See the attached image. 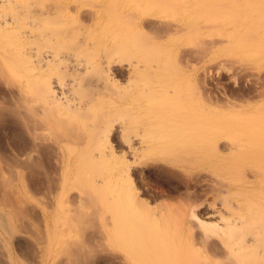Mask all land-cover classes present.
<instances>
[{"label":"rangeland","instance_id":"374dc122","mask_svg":"<svg viewBox=\"0 0 264 264\" xmlns=\"http://www.w3.org/2000/svg\"><path fill=\"white\" fill-rule=\"evenodd\" d=\"M61 1L64 25L67 20L68 27L62 36L67 40L60 44L63 47L59 44L56 47L67 51L72 48L70 51L75 52L79 46L82 49L77 44L78 38L100 25L101 22L92 21L90 14L105 2L106 17L132 13L135 18H129L126 24L128 34L136 41L128 57L134 58L135 54L144 53V49L145 53L159 54L165 60L168 79L179 76L178 105L183 98L189 99L192 114L200 118L196 126L210 125L204 135L195 134L189 142L185 141V152L188 149L191 152L188 150V158L183 153L186 160L181 158L182 162L180 159L173 165L157 161L166 155L161 157L162 152L158 151L151 154L148 151L151 147L146 149L148 152L137 151L138 155L132 158L123 145L131 133L110 134L99 144L104 157L90 167L85 163V168L82 167L85 173L78 168L80 176L73 167L83 166V161L78 165H74V160L72 163L73 152L67 148L71 146L59 138H64L63 132L57 129L55 132H61L58 137L50 131L54 135L48 133L51 136L45 140L41 135L36 137L41 125L35 134L36 122L21 108L22 96L33 91L31 80L36 78L29 60L5 64L0 58V264H166L164 255L151 254L154 239L162 233L174 234L171 230L181 234V227L188 224L192 233L183 236L191 243L185 238L183 241L190 247L197 246L200 232L217 230L219 225L214 216H208L216 197L226 199L230 193L227 201L231 202L237 197L231 194L232 187L240 188L244 180L251 178L246 165L242 168L243 174L246 171L244 177L242 173L235 175L234 166L228 168L226 149H218L220 156L212 150L214 145L220 146L222 138L236 142L250 132L252 139L258 141L264 134V0ZM74 2L80 6V12L70 18L69 9L72 11ZM4 29L0 32L7 33L4 37H13L10 28ZM28 43L23 41L24 45ZM98 71L93 73L96 78L102 74ZM102 82L105 81L101 79ZM106 82L105 89H116L115 84ZM85 84L75 88L79 91L76 95L94 97L96 86ZM138 113L139 123L144 120L142 116L151 114L145 111V115L138 116ZM202 120L209 122L205 124ZM194 145H201V150ZM261 165L252 161L247 167L262 168ZM99 170L102 183L95 181ZM174 221L177 226L181 221L182 226L175 228ZM251 230H242L241 234ZM262 247L264 240L245 248L238 262L226 257L216 244L201 250L193 247L198 250L193 263L264 264Z\"/></svg>","mask_w":264,"mask_h":264},{"label":"bare ground","instance_id":"6f19581e","mask_svg":"<svg viewBox=\"0 0 264 264\" xmlns=\"http://www.w3.org/2000/svg\"><path fill=\"white\" fill-rule=\"evenodd\" d=\"M60 1L61 0H0V8L4 9V11H0V32L1 30L3 31V28H10L12 31L10 32L14 37H10L11 35L4 37L3 34L6 35L7 33H0L2 34L0 35V58L5 64L14 62L19 63L23 59H28L30 62L29 64L32 66L31 68L35 71L34 73L31 69V73L34 74H32L34 76L33 78L36 76L34 80L31 76V81L34 83L31 82L33 91H31L30 94H28V91V93H26L28 95L22 96L24 99H21L23 100V102L21 101V108L23 109L24 107L29 117L33 119L34 123L36 122V127L34 126L35 131L39 124L41 125V127L39 126L37 128L40 134L37 133L38 131H34L35 134L37 133L36 137L41 135L45 140L52 135V133H49L50 131L57 134L58 132L55 131H57V129L61 130L64 138L58 135L59 133L61 134L59 130L57 135L58 137L61 136L59 137L61 140L65 139L64 141H67L66 143L71 146L67 148L70 150H68L69 152H73L72 154L70 153L73 158L72 163L74 160L75 164H73L78 165L80 164L78 162L83 161L81 162L84 164L83 166L79 165L78 167H73V170L77 169L75 172H77V175L80 174V176L82 173H78L80 172L79 169L81 168L84 172L85 169L82 167L85 166V163L86 167L89 164L90 167L92 163L95 164L99 159L101 160L104 157V153L101 151L102 149L100 150L99 144L103 142L108 135L115 133H118L120 136L125 133H131L129 139L123 142V145L126 147L127 154L132 158L138 153L137 151L143 152L151 147L150 150H148L149 152L151 151V154L158 151V153L162 152L161 157L166 155V158L163 156L164 159L157 161L173 165L175 161L177 163V160L183 159V153L186 155L189 150L185 152L187 149H185V141H188L195 134L198 136L204 135L208 130L207 126L210 124L206 126L198 123L197 126H201H196L200 118L192 114L189 99L183 98L180 103L181 105H178L181 99L180 81L179 78H177L179 76L174 77L177 81L174 79L169 80L170 75H168L165 60L160 57L159 54L154 52L145 53L144 49V53L139 52L135 54L134 58L128 57L133 42L136 41H133L134 37L132 38V36L128 34L129 26L126 24L129 18H135L132 16L133 14L126 12L127 14L124 13L125 15L122 14L120 16L116 15L117 17L114 14L112 16L113 18L109 15L110 18L108 20L107 17L109 16L106 17L107 2H105V4L99 6L100 8L97 7V9L90 14L92 21L94 23L96 22V24L101 22L100 25H98V27L95 25L97 29L92 26V30L89 28L90 31L86 32V34L84 33V35H80L78 38L80 43L77 44H81L82 49H79V46L77 48L79 51H70L72 48L67 51L59 47L62 46L60 44H63L62 42L66 38L62 36V33L66 31V28L68 29L67 20L66 27L64 25L65 19H63V12L61 10L64 5H62V1ZM72 7V11L69 9V14L67 13L70 18L80 12V6H77L76 3L73 4ZM5 8H7V11ZM114 18L116 20H114ZM111 19L113 20L112 22H110ZM105 20L108 21L106 22ZM62 27H64L65 30L62 29ZM173 28L174 33H176L177 30L175 27ZM76 39L77 38H75V40ZM23 41L30 43L24 45ZM39 44L42 46H39ZM52 44H55L54 48H52ZM57 44H59V46L56 47ZM93 66L96 67L97 71L100 68L102 72L97 78L93 75L96 70L94 71L93 69V72H90ZM28 77H30V75ZM101 79L105 82L107 81L106 83L110 81V83H112L111 85L115 84L116 89H112V91L107 87V89H105L104 86H106V84L105 82L101 84ZM82 81L89 83L91 87L96 86L95 95L92 92L95 89L92 90L91 88L94 97L90 96L92 95L90 93L88 99L81 98L86 96L83 93L80 94H83L82 96L76 95L79 91L77 92L75 88L85 84ZM25 86L23 88H25ZM41 86L42 88L40 89ZM90 86L88 87L90 88ZM113 88L115 87L113 86ZM36 89L38 91L35 92ZM81 89L78 90L82 92L83 89ZM144 99L147 101L148 109ZM16 106L18 105L16 104ZM19 107L20 106H18V108ZM149 109H151V111H148ZM145 111L146 113L150 112L151 114L148 113L150 116L147 114L146 116ZM138 112H142V114ZM136 113L139 114L138 116H142L144 113L145 116H142L144 120L141 123H139L140 117H136ZM32 119L31 122H33ZM203 122L207 124L209 121ZM48 133L51 135L48 136ZM249 133L250 132H245V136L236 142L227 138H222L221 141H219L220 146L218 145L219 143H217L218 146L212 145L215 149L212 151H216L215 153H217V156L222 155L218 150L220 147L228 151L226 157L227 159L229 158L230 166L227 164L226 166H229L228 168L234 166L236 173L238 172V174L235 173L236 176H239L241 173L243 174L242 168L246 165L245 170L251 178H249V180H244L240 188L235 185L232 187L231 194L236 195L238 198H233L231 202L227 201V196H229L228 194L230 193H227L226 199L224 196L216 197L215 204L209 206L210 211L208 216L215 217L216 222L219 224L217 230L204 229L198 234L199 240L198 242L196 241L198 243L197 246L192 244L195 249L199 247L198 250H201L202 247L207 248L208 246L211 248L216 244L225 253L226 257L234 259L236 262L240 260L242 250L250 247V245L253 246L258 240H264V134L259 137L260 140L256 141L257 139H252V137H254L252 136L253 134L250 133V135ZM248 135H250L249 137H251V139H248ZM206 138L207 137H204L203 139ZM200 146L201 145H194L193 147L201 150ZM210 150L209 152H211ZM195 152L194 150V153ZM214 152L211 155H214ZM195 154L197 157V153ZM204 154L203 156H206L209 153L207 152L206 155ZM192 155L193 153L191 156ZM182 159L180 162H182ZM89 160L93 161L88 163ZM184 160H186V158H184ZM252 161L262 164L261 166L263 167H247ZM67 164L68 162H66V165ZM71 169L72 168H70V170ZM73 170L72 172H74ZM100 171L101 170L97 173L99 174ZM246 171L244 172L245 174ZM242 174L241 177L246 176ZM100 175L101 174L96 175L98 177L95 178V181L98 183L104 181L100 178ZM238 178L239 177H237V179ZM231 179L229 180L231 181ZM237 179L236 181H241L240 178ZM228 199L230 200V198ZM189 215L188 217H190ZM177 219L178 218H176V220ZM175 221L173 224L174 227L175 225L177 226ZM198 221L199 220L196 221L197 224L199 223ZM177 223L179 227L182 226L181 221ZM190 229V226L186 224L183 228L181 227V234L175 233L173 230H171V232H174V234L171 233L167 235L168 233H162L164 235H160L161 237L159 236V238L154 239L152 242L150 248L151 254L164 255L163 257L165 258H162L165 259L164 261H167L166 264H197L193 263V260L198 250L194 251V248L189 245L191 242L189 243L187 238H185L188 233H192ZM242 230H251V232L249 231L243 235V233L241 234ZM183 234L186 235L183 236ZM184 238L189 244L185 242V240L183 241ZM159 257L161 258V256ZM203 264L207 263L203 262Z\"/></svg>","mask_w":264,"mask_h":264}]
</instances>
